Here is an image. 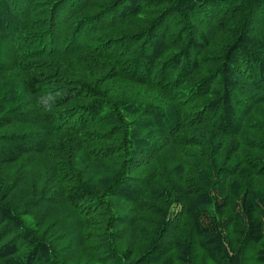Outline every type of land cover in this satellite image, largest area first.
Segmentation results:
<instances>
[{
	"label": "trees",
	"instance_id": "16d2710c",
	"mask_svg": "<svg viewBox=\"0 0 264 264\" xmlns=\"http://www.w3.org/2000/svg\"><path fill=\"white\" fill-rule=\"evenodd\" d=\"M78 236L81 264L264 259V0H0V264Z\"/></svg>",
	"mask_w": 264,
	"mask_h": 264
},
{
	"label": "rangeland",
	"instance_id": "374dc122",
	"mask_svg": "<svg viewBox=\"0 0 264 264\" xmlns=\"http://www.w3.org/2000/svg\"><path fill=\"white\" fill-rule=\"evenodd\" d=\"M181 231H177L174 234V237L178 240H185L184 242L189 241L191 232L189 234V224L188 221L182 219L180 222ZM180 230V229H179ZM81 237H76L71 242L63 241L62 244L64 249L58 251V258L61 260L62 264H81L85 258L91 257V251L89 247L92 245L91 241L86 237L87 240H83L81 243L77 240ZM262 248V244L253 245L246 248L244 252V264H264L263 258H257L258 251ZM176 255L172 253L171 256ZM157 264V263H154ZM172 264H180L175 259H172ZM193 264H213L209 259H207L204 253L196 248V253L194 257Z\"/></svg>",
	"mask_w": 264,
	"mask_h": 264
},
{
	"label": "clouds",
	"instance_id": "9594fccd",
	"mask_svg": "<svg viewBox=\"0 0 264 264\" xmlns=\"http://www.w3.org/2000/svg\"><path fill=\"white\" fill-rule=\"evenodd\" d=\"M48 100H51L52 99V96L51 95H48L47 97ZM46 102V101H45Z\"/></svg>",
	"mask_w": 264,
	"mask_h": 264
}]
</instances>
